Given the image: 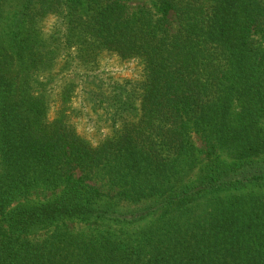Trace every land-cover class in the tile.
Segmentation results:
<instances>
[{
  "label": "trees",
  "instance_id": "1",
  "mask_svg": "<svg viewBox=\"0 0 264 264\" xmlns=\"http://www.w3.org/2000/svg\"><path fill=\"white\" fill-rule=\"evenodd\" d=\"M129 1L0 0V264H264V0ZM104 53L142 79L77 74ZM78 80L110 127L97 144L70 122ZM95 177L138 206L119 211ZM154 216L133 236L28 238Z\"/></svg>",
  "mask_w": 264,
  "mask_h": 264
},
{
  "label": "rangeland",
  "instance_id": "2",
  "mask_svg": "<svg viewBox=\"0 0 264 264\" xmlns=\"http://www.w3.org/2000/svg\"><path fill=\"white\" fill-rule=\"evenodd\" d=\"M128 11L130 13L137 11L141 7L150 8V0H131L127 3ZM55 17L49 16L45 21V27H50L54 22ZM170 27L169 32H175L177 28L176 17L170 15ZM81 67H77L76 72L80 77L86 80H91V78L98 77L106 81V83L113 81H122L123 79H142L143 77V66L135 59L122 60L118 56L113 54L104 53L98 64H94L91 70H81ZM89 67V65H88ZM55 93L59 92V84L54 89ZM55 94V95H56ZM85 95L82 92V82L77 81V89L75 96L71 102L72 112H70V122L75 126L76 131L79 135L90 140L93 144H97L105 135L110 131L108 122L105 119L104 110L97 108H92V106L85 100ZM56 101L53 102L50 109L49 117L53 118L58 107L59 101L58 96H55ZM193 139L198 148L204 149L203 139L199 135H193ZM200 158L203 157L199 155ZM199 158V159H200ZM228 158V157H227ZM92 184L100 187L103 191V199L105 201L114 203L115 207L119 211H127L136 208L138 205L131 204L123 200H119L116 197V188L112 187L105 178L95 177ZM58 192V191H57ZM57 192H51L46 190H37L30 195L32 201H44ZM155 220V216L146 220H141L138 222L131 223H95L92 221H81L78 219L67 220L57 225L49 228L47 230L41 231L28 238L32 241H39L49 236L51 233L58 230L69 231L70 233H90L98 229H109L111 232L117 234L118 236L126 235H136L148 225H150Z\"/></svg>",
  "mask_w": 264,
  "mask_h": 264
}]
</instances>
